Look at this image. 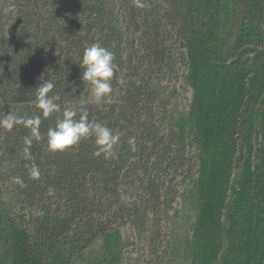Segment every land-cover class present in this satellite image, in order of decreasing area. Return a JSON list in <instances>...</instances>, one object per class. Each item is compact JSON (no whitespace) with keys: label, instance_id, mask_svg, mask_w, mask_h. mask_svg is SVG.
Returning <instances> with one entry per match:
<instances>
[{"label":"trees","instance_id":"1","mask_svg":"<svg viewBox=\"0 0 264 264\" xmlns=\"http://www.w3.org/2000/svg\"><path fill=\"white\" fill-rule=\"evenodd\" d=\"M230 1L247 19L253 9L258 19L264 18V0ZM147 2L150 7L138 8L134 0H0V118L9 112L26 118L40 115L36 87L44 80L54 82L49 95H58L56 103L61 106L60 113L47 119L41 116L42 139L33 140L30 147L41 172L39 179L30 178L32 161L23 158L30 131L23 126L10 132L0 127V190L6 201H0V264H71L117 222H131L139 233L145 232L147 220L169 208L178 172L185 181L196 160L204 161L202 118L207 110L203 107L212 104L213 95L202 84L201 73L211 77L213 69L206 46L211 37L206 32L211 0ZM97 42L116 53L112 92L102 102H96L81 83L82 69L77 64L83 49ZM217 49L211 52L217 58L216 71L224 76L227 57L221 45ZM174 56L187 58L186 82L194 97L188 114L174 117L169 130H163L161 124L165 126L169 119L164 111L172 99L168 93L174 90L161 80L178 67ZM252 76L244 109L241 105L218 143L219 150L229 151L230 156L238 146L236 135L246 151L252 140L248 117L258 102L254 90L259 77L256 71ZM74 106L87 108L90 121L119 133L117 159L94 156L92 139L63 152L48 151V129ZM260 108L264 111L263 102ZM262 123L259 119L264 146ZM194 145L196 154L189 156ZM263 162L259 168L264 169ZM14 177H20L26 187L14 183ZM250 192L257 197L256 210L253 201L247 207L250 194L236 215L251 223L254 217L262 227L245 230L242 236L253 244L246 249L244 264H264V171ZM241 225L244 229L246 224L241 221ZM153 233L150 244L155 243Z\"/></svg>","mask_w":264,"mask_h":264},{"label":"rangeland","instance_id":"2","mask_svg":"<svg viewBox=\"0 0 264 264\" xmlns=\"http://www.w3.org/2000/svg\"><path fill=\"white\" fill-rule=\"evenodd\" d=\"M210 5L212 14L206 32L211 37L206 46L210 48L208 53L213 69L211 77L201 73L202 84L209 86L213 95L212 104L203 107L207 110L203 111L202 118L205 162L196 160L193 173L185 181L184 174L178 172V184L175 183V196L170 199L169 208L158 218L150 217L145 232L139 233L131 222H117L105 237L96 239L76 255L71 264H244L248 261L246 249L253 244L244 242L242 236L245 230L255 232L262 225H256L254 217L252 223L238 218L236 210L241 211V202L243 206L248 203L250 187L264 171L258 167L260 161H264L263 131H258L259 119L264 121V111L260 108V103H264V18L258 19L253 9L247 19L245 12L232 6L230 0H211ZM219 45L227 57L224 66L228 72L224 76L216 71L217 58L211 52ZM174 58L178 67L161 80L168 90H174V94L168 93L172 99L164 111L169 119L165 126L161 124L163 130H169L174 117L188 114L194 97L192 87L186 82L189 70L184 63L187 58L185 61L180 56ZM254 71L259 77L254 90L258 102L248 117V137L250 135L252 140L246 151L236 135L238 146L230 156L229 151L219 150L218 143L225 138L236 115L244 109L248 100V83ZM185 136L193 139L189 133ZM195 154L194 145L189 156ZM3 192L0 190V201L6 202ZM250 197L247 207L253 201L256 210L257 197L252 194ZM241 221L246 224L244 229ZM152 231L156 238L155 243L150 244L148 238Z\"/></svg>","mask_w":264,"mask_h":264},{"label":"clouds","instance_id":"3","mask_svg":"<svg viewBox=\"0 0 264 264\" xmlns=\"http://www.w3.org/2000/svg\"><path fill=\"white\" fill-rule=\"evenodd\" d=\"M138 8L150 7L147 0H134ZM114 47V45H113ZM116 53L110 51L100 43H93L83 49L81 59L77 63L82 69L80 80L83 86H87L90 94L96 102H102L112 92L111 81L114 77V60ZM55 87L51 80H44L36 87L35 106L40 110V115L24 117L13 113H5L0 118V127L6 131H12L16 126H23L30 131V139H26L28 147L24 149L23 158L32 161L29 168L31 179H39L41 172L34 163V156L30 151L33 140L39 142L42 139L40 132L41 116L45 119L54 113L61 112L58 95H49ZM79 113V117L77 118ZM92 139L96 150L93 155L102 156L105 160L117 159L116 147L120 143L119 133H113L107 125L97 121H90L88 110L83 106L65 109L62 116L58 117L55 126L47 131V149L49 152H63L77 146L82 140ZM14 183L21 188L26 184L20 177L13 178ZM53 191L49 190V195ZM43 211L39 215H43Z\"/></svg>","mask_w":264,"mask_h":264}]
</instances>
